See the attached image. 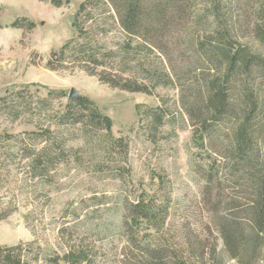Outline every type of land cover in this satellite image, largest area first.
<instances>
[{"label": "trees", "instance_id": "1", "mask_svg": "<svg viewBox=\"0 0 264 264\" xmlns=\"http://www.w3.org/2000/svg\"><path fill=\"white\" fill-rule=\"evenodd\" d=\"M91 1L77 8L71 22L73 33L51 52L48 69L64 70L69 64L110 88L150 94L151 78L155 75L162 79L164 71H153L144 57L135 59L136 70L132 71L130 59L118 57L119 49L122 47V54H126L125 48L129 49L143 31L153 41L161 42L166 36L163 24L168 21L167 9H176L182 0H102L104 5L112 4L113 13L106 21L116 22L122 36L114 48L97 35L90 36L86 29L85 24L96 18L88 11ZM243 1L211 0L216 35L204 38L200 45L209 65L202 74L207 81L200 94L192 92L188 96L191 101L187 103L189 108L198 104L202 127L207 132H216L220 118L234 119L230 145L243 177L233 182L231 195L217 190L220 193L210 205L212 217L208 223L213 239L207 240L212 233L207 227L204 239H195L192 245L187 232L186 245L168 246L164 228L170 196L160 189L165 181L151 174L148 183L139 181L135 185L128 145L123 137L113 134L111 119L85 97L68 98L65 104L55 105L57 94L49 91L46 97L38 98L27 87L0 97V220L19 207L30 206L27 220L36 231L43 217L42 207L48 211L51 194L59 191L72 169L84 166L91 169V177L99 184L108 180L115 185L119 193V229L129 231L130 241L140 231L146 234L145 240L149 239L131 243L137 250L133 264H264V61L247 49ZM50 3L60 7L70 0ZM102 32L107 33L106 29ZM145 44L137 46L151 51ZM230 101L239 107L238 113L229 108ZM22 119L33 130L9 134L8 125L21 123ZM156 180L160 185L155 184ZM101 194L87 198L93 204L92 211H105L108 199ZM73 214L78 216L77 212ZM90 220L79 229L94 227L99 234L106 232L95 224L101 221ZM79 229L73 231L71 223H61L52 247L40 246L35 240L0 248V264H89L88 251L72 240V235L78 237L81 233Z\"/></svg>", "mask_w": 264, "mask_h": 264}, {"label": "rangeland", "instance_id": "2", "mask_svg": "<svg viewBox=\"0 0 264 264\" xmlns=\"http://www.w3.org/2000/svg\"><path fill=\"white\" fill-rule=\"evenodd\" d=\"M86 1L70 0L69 4L55 7L50 0H0V97L27 87L30 94L38 98L46 97L49 91L57 94L58 99L53 102L56 105L65 104L70 90L74 89L79 96L92 101L111 119L113 134L125 139L135 185L139 181L148 183L151 174L164 179L165 185L160 189L170 196L165 242L168 246L182 247L188 243L185 239L188 232L192 245L204 239V229L208 227L213 231L208 224L212 217L210 205L216 202L219 189L222 194L231 195L233 182L243 177L230 145L234 140V119L220 118L216 132H207L202 127L198 104L187 107L191 101L188 96L192 92L200 94L207 81L202 74L209 65L200 45L204 38L216 35L211 0H182L176 9H167L168 21L163 24L166 36L161 42L153 41L154 38L143 31L139 38L132 40L129 49L125 48L126 54H122L120 47L118 57L130 59L132 71L136 70L135 59L143 57L153 71H164L162 79L158 80L155 75L151 78L150 94L110 88L69 64L64 70L48 69L51 52L70 39L73 15ZM243 5L247 49L264 61V0H244ZM88 9L96 17L85 24L90 36L97 35L108 47H116L122 36L116 22L106 21L109 13H113L112 4L92 0ZM146 42L151 49L149 52L137 46L142 47ZM229 104V108L238 113L239 107L231 101ZM7 130L9 134H20L33 128L22 119L21 123L8 125ZM155 184H159L158 180ZM93 193L106 195L105 211L91 210L93 204L87 198ZM118 196L115 185L108 180L99 184L91 177V169L84 166L72 169L62 180L59 191L51 194L49 212L46 206L42 207L43 217L36 231L27 220L30 206L19 207L0 220V248L35 240L40 246L52 247L61 223H71L73 231L74 228L77 231L82 223L85 225L93 219L101 221L95 224L106 229L104 234L92 227L79 229L78 237L72 235V240L88 251L89 264H133L137 250L131 243L149 239L145 240L146 234L140 231L135 240L130 241L129 231L119 229ZM75 212L78 216L73 214ZM213 238L212 232L207 240Z\"/></svg>", "mask_w": 264, "mask_h": 264}, {"label": "water", "instance_id": "3", "mask_svg": "<svg viewBox=\"0 0 264 264\" xmlns=\"http://www.w3.org/2000/svg\"><path fill=\"white\" fill-rule=\"evenodd\" d=\"M78 96L79 95H78L77 91L74 90V89H71L70 92H69L68 98H76Z\"/></svg>", "mask_w": 264, "mask_h": 264}]
</instances>
